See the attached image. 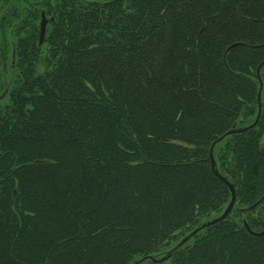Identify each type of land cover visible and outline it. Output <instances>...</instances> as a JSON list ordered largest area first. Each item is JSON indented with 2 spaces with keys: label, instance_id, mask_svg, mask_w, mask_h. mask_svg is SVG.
Returning a JSON list of instances; mask_svg holds the SVG:
<instances>
[{
  "label": "trees",
  "instance_id": "1",
  "mask_svg": "<svg viewBox=\"0 0 264 264\" xmlns=\"http://www.w3.org/2000/svg\"><path fill=\"white\" fill-rule=\"evenodd\" d=\"M263 62L264 0H0V264H264Z\"/></svg>",
  "mask_w": 264,
  "mask_h": 264
},
{
  "label": "water",
  "instance_id": "2",
  "mask_svg": "<svg viewBox=\"0 0 264 264\" xmlns=\"http://www.w3.org/2000/svg\"><path fill=\"white\" fill-rule=\"evenodd\" d=\"M49 24V20L48 18L46 17V14L45 12L42 13V18H41V23H40V37H39V45H42L45 41V38H46V34H47V26ZM264 66V62L260 65V67L258 68V71H260V69ZM262 81H261V88H260V91H259V95H258V103H259V109H258V115H257V118H256V121L250 125L249 127H244V128H239V129H236V128H233L231 129L230 131H228L225 135H223L222 137H220L218 140H216L212 147H211V164H212V169L213 171L220 177L222 178V180L230 187V190H231V193H232V200L230 202V204L228 205V207L225 209V211L222 213V215H220L219 217L215 218V219H212L210 221H207L206 223H203L201 226H199L198 228H196L194 231H192L189 235H187L186 237H184V239H182V241L174 248L172 249L171 251H169L165 257H163L162 259H160V261H163V260H166L168 259L172 254L173 252H175L176 250H178L179 248L183 247L192 237H194L197 233H199L201 230H203L204 228H207L209 226H211L212 224H215L217 222H220L224 219H226L230 213L233 211V208L235 206V203H236V190H235V187H234V184L226 177L222 176L218 170V166H217V163L215 161V158H214V147L219 143L221 142L226 136L230 135V134H234V133H241V132H244L246 130H248L249 128L251 127H254L255 125H257L258 121L260 120V117H261V114H262V111H263V102H262V98H261V92H262ZM8 92V88L2 93V95H0V100H2L6 94ZM264 199V197L258 201L257 203H255L254 205L250 206V207H247V208H243L241 209L242 212H248L254 208H256L260 203L261 201ZM245 226L246 228L248 229V231L251 233V234H254V235H264V230L261 231V232H253L248 224L245 222ZM151 259L153 260H156L155 257H150ZM146 258L144 259H141L140 261H137L135 262L134 264H140L143 260H145Z\"/></svg>",
  "mask_w": 264,
  "mask_h": 264
}]
</instances>
